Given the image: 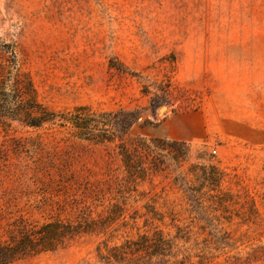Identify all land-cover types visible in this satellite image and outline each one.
Listing matches in <instances>:
<instances>
[{
	"label": "rangeland",
	"instance_id": "obj_1",
	"mask_svg": "<svg viewBox=\"0 0 264 264\" xmlns=\"http://www.w3.org/2000/svg\"><path fill=\"white\" fill-rule=\"evenodd\" d=\"M11 53L49 108L139 119L131 170L119 139L1 130L0 243L21 224L97 222L10 264H105L100 241L176 224L210 240L215 264H264V0H0V63Z\"/></svg>",
	"mask_w": 264,
	"mask_h": 264
},
{
	"label": "trees",
	"instance_id": "obj_2",
	"mask_svg": "<svg viewBox=\"0 0 264 264\" xmlns=\"http://www.w3.org/2000/svg\"><path fill=\"white\" fill-rule=\"evenodd\" d=\"M14 57L11 53L8 58L11 63H0V132L3 130L9 135L17 131L15 123L29 128L70 125L80 138L96 143L119 139V152L125 167L129 170L136 168L134 154L124 140L139 115L129 116L125 110L95 112L88 106L64 112L53 110L39 100L30 75L14 66ZM134 141L135 147L139 148L136 151L148 152L151 148L145 138ZM150 141L158 146L166 139L154 137ZM179 142L182 141L173 140L169 144ZM85 224L56 221L39 227L17 225L9 234V240L0 243V264H10L34 253L55 249L66 238L97 226V222L92 221ZM212 249L208 238H200L189 227L176 224L173 232L155 228L150 233L119 242L102 240L95 252L98 260L105 264H215Z\"/></svg>",
	"mask_w": 264,
	"mask_h": 264
},
{
	"label": "crops",
	"instance_id": "obj_3",
	"mask_svg": "<svg viewBox=\"0 0 264 264\" xmlns=\"http://www.w3.org/2000/svg\"><path fill=\"white\" fill-rule=\"evenodd\" d=\"M233 81H234L233 86H232L233 91L230 92V97H231L230 99H231V101H233V100L240 101L241 97H240L239 93H240V88H241L242 83H241L240 79H234ZM232 113L233 112H230V116L234 117ZM212 129H214V120L212 121ZM177 138H179V137H177ZM179 139H186V138L182 137Z\"/></svg>",
	"mask_w": 264,
	"mask_h": 264
}]
</instances>
